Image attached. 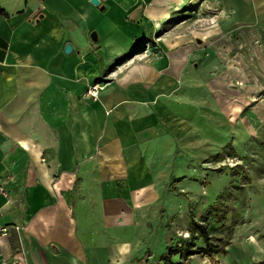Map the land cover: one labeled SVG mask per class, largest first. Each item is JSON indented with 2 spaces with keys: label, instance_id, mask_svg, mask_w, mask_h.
<instances>
[{
  "label": "crops",
  "instance_id": "crops-1",
  "mask_svg": "<svg viewBox=\"0 0 264 264\" xmlns=\"http://www.w3.org/2000/svg\"><path fill=\"white\" fill-rule=\"evenodd\" d=\"M209 109L235 150L264 129V0H0V264L126 260Z\"/></svg>",
  "mask_w": 264,
  "mask_h": 264
},
{
  "label": "rangeland",
  "instance_id": "rangeland-1",
  "mask_svg": "<svg viewBox=\"0 0 264 264\" xmlns=\"http://www.w3.org/2000/svg\"><path fill=\"white\" fill-rule=\"evenodd\" d=\"M218 123L223 119L209 109V147L191 151V175L185 181L173 176L160 183L159 199L145 202L143 213L136 214L144 244L128 246L127 259L114 256L111 264H169L159 258L168 239L195 245L191 256L181 260L176 254L171 263L264 264V129L257 123L250 146L235 150L212 128ZM195 222L205 225L211 246L194 230Z\"/></svg>",
  "mask_w": 264,
  "mask_h": 264
},
{
  "label": "trees",
  "instance_id": "trees-1",
  "mask_svg": "<svg viewBox=\"0 0 264 264\" xmlns=\"http://www.w3.org/2000/svg\"><path fill=\"white\" fill-rule=\"evenodd\" d=\"M135 50H133L134 52ZM194 230L197 231L202 238L204 244H208L211 246L209 243V232L205 225L199 222L194 223ZM189 240H185L184 242H178L177 244H171L170 239L166 240V246L164 252L161 254L159 257L163 261H167L169 264H181V260L186 259L188 256H191L193 253L191 252V247L195 246L194 243L189 242ZM187 245V246H186ZM182 246H186V250L182 252ZM208 253L210 254V250H208ZM176 254H179L181 256V260L178 263H171V258L175 256ZM163 264H166V262H163Z\"/></svg>",
  "mask_w": 264,
  "mask_h": 264
},
{
  "label": "built area",
  "instance_id": "built-area-1",
  "mask_svg": "<svg viewBox=\"0 0 264 264\" xmlns=\"http://www.w3.org/2000/svg\"><path fill=\"white\" fill-rule=\"evenodd\" d=\"M102 87H103L102 83L92 84L89 87H87L86 91L84 92V95L87 98H89V99L95 100V99L98 98L99 93H100V89ZM0 195H2L7 200L9 198L8 197L9 195H8L7 191L4 189V187L2 185H0ZM0 210H1V207H0ZM9 226L10 225L0 224V247H1V244H2L1 243V238L7 234ZM14 228L18 229V227L16 225H14ZM0 256H1V253H0ZM21 263H22L21 255L14 256V260L12 261V264H21Z\"/></svg>",
  "mask_w": 264,
  "mask_h": 264
},
{
  "label": "water",
  "instance_id": "water-1",
  "mask_svg": "<svg viewBox=\"0 0 264 264\" xmlns=\"http://www.w3.org/2000/svg\"><path fill=\"white\" fill-rule=\"evenodd\" d=\"M90 2L93 4V5H98L99 4V0H90ZM64 51L65 52H69L71 51V45L68 43L65 45L64 47Z\"/></svg>",
  "mask_w": 264,
  "mask_h": 264
}]
</instances>
